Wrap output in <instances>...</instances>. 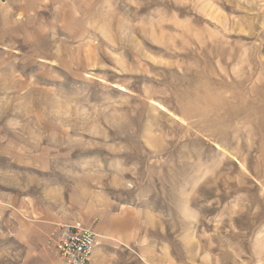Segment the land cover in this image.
I'll return each instance as SVG.
<instances>
[{"label": "rangeland", "instance_id": "1", "mask_svg": "<svg viewBox=\"0 0 264 264\" xmlns=\"http://www.w3.org/2000/svg\"><path fill=\"white\" fill-rule=\"evenodd\" d=\"M264 264V0H0V264Z\"/></svg>", "mask_w": 264, "mask_h": 264}, {"label": "built area", "instance_id": "2", "mask_svg": "<svg viewBox=\"0 0 264 264\" xmlns=\"http://www.w3.org/2000/svg\"><path fill=\"white\" fill-rule=\"evenodd\" d=\"M50 241L64 264H89L95 232L79 220L54 224Z\"/></svg>", "mask_w": 264, "mask_h": 264}]
</instances>
